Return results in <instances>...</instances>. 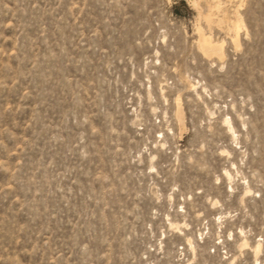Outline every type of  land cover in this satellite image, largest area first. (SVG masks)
I'll list each match as a JSON object with an SVG mask.
<instances>
[{"label":"rangeland","instance_id":"rangeland-1","mask_svg":"<svg viewBox=\"0 0 264 264\" xmlns=\"http://www.w3.org/2000/svg\"><path fill=\"white\" fill-rule=\"evenodd\" d=\"M0 264H264V0H0Z\"/></svg>","mask_w":264,"mask_h":264},{"label":"bare ground","instance_id":"bare-ground-1","mask_svg":"<svg viewBox=\"0 0 264 264\" xmlns=\"http://www.w3.org/2000/svg\"><path fill=\"white\" fill-rule=\"evenodd\" d=\"M217 2V1H216ZM219 3V2H218ZM207 4H210V2H208ZM216 4V3H215ZM215 4H214V6L212 7V6H208V7H212V8H214L215 7ZM216 8L217 9H219L220 10V4H218L217 6H216ZM216 8H214V9H216ZM211 9V8H210ZM212 13V12H211ZM201 14V13H200ZM208 14V13H207ZM206 14V21H210L211 20V16L210 15H207ZM237 14H238V12H237ZM203 15V14H202ZM204 17H205V15H204ZM200 18V17H199ZM204 19V18H203ZM205 21V23H207ZM212 21V20H211ZM233 22V21H232ZM219 23V22H218ZM232 25H233V32H234V36H232L231 38V41H232V44L234 45V47H235V49H238V47L240 46V41H239V34H240V31L242 30V29H244L245 28V25H244V22H243V20H242V18L239 16V14H238V19L236 20V21H234L233 23H231ZM210 25H211V23H210ZM219 25V24H218ZM198 26V25H197ZM209 26V25H208ZM231 28V27H230ZM197 30H198V37H199V41H198V44H199V48L201 49V51L204 53V54H207L208 52H207V50L210 48V49H214V48H219V50H220V53H217V52H215V51H213L212 53H211V55H212V57H214V56H216V59H220L221 60V62H222V59L225 57V52H224V42H222V43H219V42H216V41H214L210 36H208V35H206L203 31H202V29H201V27H198L197 28ZM232 31V30H231ZM198 47V46H197ZM214 55V56H213ZM224 60V59H223ZM191 84V83H190ZM189 86H190V88H189ZM187 88H188V91L189 90H191V91H193V92H195L196 93V96H199V94H200V92L198 91V88L196 87V85L195 84H191V85H189ZM205 89V88H204ZM203 89V90H204ZM189 93V92H188ZM194 93V94H195ZM178 98H176L177 99V101L176 102H178L177 103V111H175L176 113L174 114V116H175V118H177V121L179 122L178 124L180 125L179 127H181L182 126V128H184V124H183V112H182V110L180 109V105L181 104H179V100H180V96H177ZM181 103V102H180ZM229 121V120H228ZM227 121V122H228ZM226 121H225V123L226 124H228ZM230 123V122H229ZM231 124H233V123H230V125ZM225 125V124H224ZM243 125H244V123H243ZM233 126V125H232ZM230 128H232V129H234L233 127H230ZM226 129H228V128H226ZM230 130V129H229ZM235 130V129H234ZM181 133V132H180ZM232 133V132H231ZM234 133H235V131H234ZM237 133V132H236ZM235 135V134H234ZM224 153H226L225 151H224ZM230 155V154H229ZM225 174H226V172H225ZM224 174V175H225ZM228 176H229V174H228ZM231 176V175H230ZM229 178V177H228ZM231 178V177H230ZM232 180V179H231ZM232 183V182H231ZM230 184V183H229ZM249 188V187H248ZM250 189V188H249ZM246 190V189H245ZM251 190V189H250ZM246 193H248V192H246ZM249 194V193H248ZM247 194V195H248ZM219 203V202H218ZM213 204V203H212ZM214 204H216V202L214 203ZM172 226V225H171ZM178 226V225H177ZM173 228H175V227H173ZM177 230V229H176ZM243 241H245V240H242V242ZM186 242H187V246H189L190 247V249L193 251V254H194V252L196 251L195 249H196V247H195V244H194V242H193V239H191V238H189V237H187V239H186ZM185 242V243H186ZM242 242H240V243H242ZM248 242V241H247ZM247 242H244L243 244H240V245H243V246H247L248 245V243ZM256 245V244H255ZM248 248H249V246H248ZM261 249H262V246H261V244H257L256 246H255V251L257 252V254L258 253H260L261 252ZM254 250V249H253ZM254 252V251H253ZM255 254V253H254ZM256 254V255H257ZM232 261H234V260H232Z\"/></svg>","mask_w":264,"mask_h":264},{"label":"built area","instance_id":"built-area-1","mask_svg":"<svg viewBox=\"0 0 264 264\" xmlns=\"http://www.w3.org/2000/svg\"><path fill=\"white\" fill-rule=\"evenodd\" d=\"M205 234V232H203V233H199L198 234V239H199V241H201L202 240V237H203V235ZM224 248H225V246H224V240H222V239H217L216 241H215V243L211 246V249H210V253L211 254H215V255H218V254H216V253H218V251L220 250V252H221V256L222 257H224V256H226V251L224 250Z\"/></svg>","mask_w":264,"mask_h":264}]
</instances>
